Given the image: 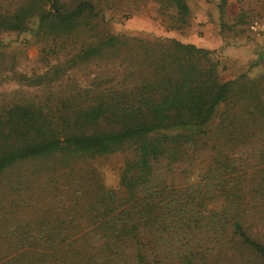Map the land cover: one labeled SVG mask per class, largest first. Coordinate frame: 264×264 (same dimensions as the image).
Segmentation results:
<instances>
[{
	"label": "trees",
	"instance_id": "trees-1",
	"mask_svg": "<svg viewBox=\"0 0 264 264\" xmlns=\"http://www.w3.org/2000/svg\"><path fill=\"white\" fill-rule=\"evenodd\" d=\"M124 1L169 32L191 17ZM112 3L0 0V37L33 35L43 69L0 42V86L35 91L0 93V264H264V53L223 80L214 49L111 31ZM115 153L110 187L93 162Z\"/></svg>",
	"mask_w": 264,
	"mask_h": 264
},
{
	"label": "rangeland",
	"instance_id": "rangeland-1",
	"mask_svg": "<svg viewBox=\"0 0 264 264\" xmlns=\"http://www.w3.org/2000/svg\"><path fill=\"white\" fill-rule=\"evenodd\" d=\"M111 1V8H105L104 11L111 31L150 36L173 34L182 40L214 49L223 80L232 79L241 71L246 70L251 76L260 70L258 65H249L264 53V0H243L241 3L228 0L221 8H218L219 0H189L191 17L188 25L181 28L183 33L169 32L155 16L154 8L148 1L136 6L126 4L124 0ZM0 42L1 48L11 59L7 60L12 62L16 70H43L41 62L36 60L38 41L33 35L6 32L1 35ZM16 88H21L24 93L35 92L34 89L8 82L0 86V93L11 96ZM121 161V155L116 153L94 160L93 164L104 185H116ZM195 174V170L190 172L192 177Z\"/></svg>",
	"mask_w": 264,
	"mask_h": 264
}]
</instances>
